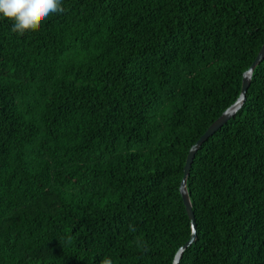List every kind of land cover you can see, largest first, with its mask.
<instances>
[{
	"label": "trees",
	"instance_id": "trees-1",
	"mask_svg": "<svg viewBox=\"0 0 264 264\" xmlns=\"http://www.w3.org/2000/svg\"><path fill=\"white\" fill-rule=\"evenodd\" d=\"M0 20V264H172L190 146L240 94L264 0H63ZM178 264H264V57L197 149Z\"/></svg>",
	"mask_w": 264,
	"mask_h": 264
},
{
	"label": "water",
	"instance_id": "water-1",
	"mask_svg": "<svg viewBox=\"0 0 264 264\" xmlns=\"http://www.w3.org/2000/svg\"><path fill=\"white\" fill-rule=\"evenodd\" d=\"M264 57V42L262 46L260 47L257 55L255 56L254 60L250 64V66L243 72L242 79H241V88H240V94L236 101L232 103L229 107H227L207 128L206 130L201 134V136L193 143L187 153L185 164L183 167V175L180 181V194L182 196V200L188 215V218L190 220V236L189 238L177 249L172 264H178V261L184 251L189 245L193 243V241L196 239V224H195V218L192 211V205L189 197V193L187 191L186 187V179L188 176L189 168L191 165V162L193 160L194 154L197 151V149L200 147V145L219 127H221L230 117H232L235 112L240 108L242 105L244 99H245V92L247 90V87L249 86L250 79L252 72L256 65L261 61V59Z\"/></svg>",
	"mask_w": 264,
	"mask_h": 264
},
{
	"label": "clouds",
	"instance_id": "clouds-1",
	"mask_svg": "<svg viewBox=\"0 0 264 264\" xmlns=\"http://www.w3.org/2000/svg\"><path fill=\"white\" fill-rule=\"evenodd\" d=\"M63 11V0H0V20L8 21L11 31L20 36L39 27L50 15ZM101 264H114V260L105 256Z\"/></svg>",
	"mask_w": 264,
	"mask_h": 264
}]
</instances>
